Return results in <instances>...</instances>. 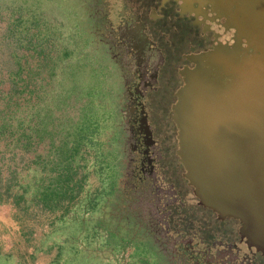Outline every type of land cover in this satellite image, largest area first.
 Masks as SVG:
<instances>
[{"label":"rangeland","instance_id":"1","mask_svg":"<svg viewBox=\"0 0 264 264\" xmlns=\"http://www.w3.org/2000/svg\"><path fill=\"white\" fill-rule=\"evenodd\" d=\"M113 2L0 0V203L15 217L20 211L25 217L22 235L31 236V224L43 217L38 196L64 167L59 151L64 145L77 153L70 164L72 199L61 201L59 207L68 203L75 211L73 218L63 226L60 222L46 226L41 235L33 231L31 237L32 245L38 244L45 234L42 245L59 247L52 264H82L84 254L92 255L93 264H242L232 256L214 259V251L206 254L205 246H196L203 233L200 223L194 221L193 230L187 226L183 238L178 232L181 221L167 233L166 220L158 213L165 211L167 200L159 203L147 185L138 191L131 187L124 155L128 134L120 110L134 65L112 34V23H117ZM199 2L214 5L213 10L206 8L213 21L214 12L225 14L250 38L264 40V0ZM233 4L238 10H231ZM223 19L211 25L212 32L219 34L220 43L232 45L234 31L223 29ZM203 22L199 29L204 32ZM179 68L180 64L176 71ZM171 107L158 108L154 118L162 123L160 137L171 138L170 159L177 176L166 178L184 192V200L178 197L177 202L183 208L196 198L176 154ZM33 130L39 134L36 146L26 149L18 139ZM70 237L76 242L71 243ZM192 237L194 251L185 249ZM224 241L237 243V233ZM175 246L180 247L177 253ZM25 256L28 264H34V254ZM7 258L0 255V264H12Z\"/></svg>","mask_w":264,"mask_h":264},{"label":"water","instance_id":"2","mask_svg":"<svg viewBox=\"0 0 264 264\" xmlns=\"http://www.w3.org/2000/svg\"><path fill=\"white\" fill-rule=\"evenodd\" d=\"M232 28V45L189 58L195 67L181 72L170 118L198 204L237 222L241 240L264 255V40Z\"/></svg>","mask_w":264,"mask_h":264},{"label":"flooded vegetation","instance_id":"3","mask_svg":"<svg viewBox=\"0 0 264 264\" xmlns=\"http://www.w3.org/2000/svg\"><path fill=\"white\" fill-rule=\"evenodd\" d=\"M202 6L205 10L198 11ZM213 6L197 0H114L112 7L117 23H112V34L116 35L118 47L132 59L131 65H134L131 84L126 86L120 110L122 125L128 134L124 145L129 148L124 155L130 168L133 191L147 185L159 203L163 199L169 203V199H174L175 207L173 202H165V211L158 210L166 220L167 233L178 227L176 222L181 221V229H175L183 238L189 230L187 226L193 230L191 226L195 221L203 226L200 242L196 246H205L203 251L206 254L211 255L214 251V259L225 255L242 264H264V255L248 248L245 240H241L237 222L220 220L213 212L201 207L196 199L192 203L189 198L183 208L178 204L184 192L179 185L175 189L176 183H170L166 178L175 179L177 176L173 169L174 161L170 159L171 138L166 135L160 137L162 123L154 118L159 113L158 108L172 106L176 102V92L184 84L181 72L195 67L189 58L210 51L220 43L219 34L212 32L211 25L224 16L223 29L233 30L235 34L233 24L225 14L219 16L214 12L217 16L214 21L206 14V8L213 10ZM202 20L204 32L199 29ZM205 44L208 46L204 47ZM186 46L189 52L183 53ZM178 64L181 68L176 71ZM150 109L156 111L152 113ZM167 184L169 189H166ZM168 191L172 195L167 197ZM235 232L239 240L237 243L224 241L232 238ZM216 235H221L224 240H219ZM193 240L194 237L189 239L185 249L194 251ZM174 248L176 253L180 251L179 246Z\"/></svg>","mask_w":264,"mask_h":264},{"label":"crops","instance_id":"4","mask_svg":"<svg viewBox=\"0 0 264 264\" xmlns=\"http://www.w3.org/2000/svg\"><path fill=\"white\" fill-rule=\"evenodd\" d=\"M71 188L73 189L72 186ZM37 205L43 215V217L39 219L42 223L39 221L36 223L37 225L32 223L31 229H29L31 236H24L22 234L24 233L23 227L25 225V217L22 218L20 211L17 212L16 217L15 213L12 211L6 213L5 207L0 203V255L2 257L7 255V259L12 264H28L29 259L25 256L27 252L34 254V264H52L53 261L58 258V246L48 248L42 245L44 243L43 238L45 234H43L42 239L40 238L38 244L36 242L32 245L33 241H31V237L35 236L33 231L41 235V233L45 232V228L46 226L48 227V225L60 222L63 226L66 224L65 222L73 218L72 215H74L75 211L68 207V203L61 207H56V209L55 207L47 209L42 203H38ZM45 218H48L47 222Z\"/></svg>","mask_w":264,"mask_h":264},{"label":"trees","instance_id":"5","mask_svg":"<svg viewBox=\"0 0 264 264\" xmlns=\"http://www.w3.org/2000/svg\"><path fill=\"white\" fill-rule=\"evenodd\" d=\"M36 136H39L38 132L33 130L32 133H22L19 137V142L23 144L26 149H30L32 147L35 148L36 146ZM63 146L59 149L64 154L63 162H65L64 167L58 170V177L52 179V181L44 187V190L38 196V200L44 205L47 209H52L54 207H59V203L63 200L72 199L70 196L72 192V188L70 183L73 179L72 169H71V162L74 158L77 151L75 149H63ZM61 161V162H62ZM21 199V198H20ZM82 221L79 222V228H81ZM72 236V235H71ZM71 243H75L76 240L70 237L68 239ZM68 241V243H70ZM69 248H73V246H69ZM94 258L92 255H85L83 257L82 264H93Z\"/></svg>","mask_w":264,"mask_h":264},{"label":"bare ground","instance_id":"6","mask_svg":"<svg viewBox=\"0 0 264 264\" xmlns=\"http://www.w3.org/2000/svg\"><path fill=\"white\" fill-rule=\"evenodd\" d=\"M197 1H199V0H197ZM206 1H207V0H206ZM209 3H210V2H209ZM233 3H234V1H233ZM211 4H212V3H211ZM233 5L235 6V4H233ZM242 6H243V5H242ZM235 9L238 10L236 6H235L234 8H232L231 10H235ZM226 12H227V11H226ZM259 20H260V19H259ZM256 22H257V21H256ZM246 23H247V22H246ZM243 27H244V26H243Z\"/></svg>","mask_w":264,"mask_h":264}]
</instances>
